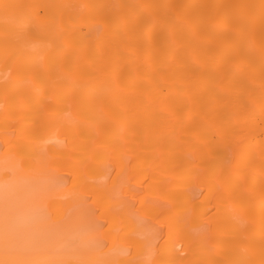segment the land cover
<instances>
[{
  "label": "bare ground",
  "instance_id": "1",
  "mask_svg": "<svg viewBox=\"0 0 264 264\" xmlns=\"http://www.w3.org/2000/svg\"><path fill=\"white\" fill-rule=\"evenodd\" d=\"M0 264H264V0H0Z\"/></svg>",
  "mask_w": 264,
  "mask_h": 264
}]
</instances>
